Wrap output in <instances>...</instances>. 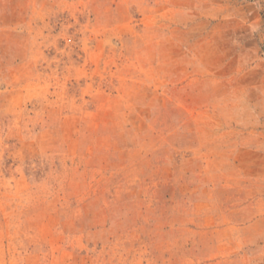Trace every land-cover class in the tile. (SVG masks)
<instances>
[{"label": "rangeland", "instance_id": "1", "mask_svg": "<svg viewBox=\"0 0 264 264\" xmlns=\"http://www.w3.org/2000/svg\"><path fill=\"white\" fill-rule=\"evenodd\" d=\"M0 264H264V0H0Z\"/></svg>", "mask_w": 264, "mask_h": 264}]
</instances>
